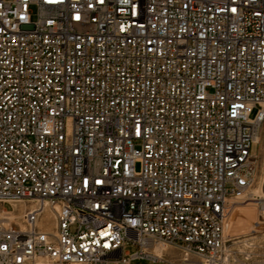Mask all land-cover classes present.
I'll return each instance as SVG.
<instances>
[{
    "label": "built area",
    "instance_id": "2783aa9c",
    "mask_svg": "<svg viewBox=\"0 0 264 264\" xmlns=\"http://www.w3.org/2000/svg\"><path fill=\"white\" fill-rule=\"evenodd\" d=\"M263 123L264 0H0V264H239Z\"/></svg>",
    "mask_w": 264,
    "mask_h": 264
},
{
    "label": "rangeland",
    "instance_id": "374dc122",
    "mask_svg": "<svg viewBox=\"0 0 264 264\" xmlns=\"http://www.w3.org/2000/svg\"><path fill=\"white\" fill-rule=\"evenodd\" d=\"M251 151L256 158V181L251 188L252 190L258 186L262 178L264 179V123L260 129L259 141L252 145ZM247 202H249V199L241 200L233 205L230 224L227 230V235L231 236L229 244L232 245L234 255L238 259L239 264H264V219L260 216L258 203L254 204ZM5 206L9 209L12 208L10 203H6ZM124 251L133 253L136 251V247L131 244H125ZM168 254H172L175 259H179L182 256V251L170 247ZM110 264L115 263L111 262ZM131 264L171 263L137 259L133 260Z\"/></svg>",
    "mask_w": 264,
    "mask_h": 264
},
{
    "label": "bare ground",
    "instance_id": "6f19581e",
    "mask_svg": "<svg viewBox=\"0 0 264 264\" xmlns=\"http://www.w3.org/2000/svg\"><path fill=\"white\" fill-rule=\"evenodd\" d=\"M260 181V180H259ZM264 179L262 178V180L260 181V183L258 184V186L256 188H253L250 192V197L247 198L249 199V202L247 203H254L257 204L258 200L260 199H264ZM256 196V197H255ZM247 211V210H246ZM238 242V241H237ZM250 244V243H249ZM244 251V250H243ZM251 252V251H250ZM246 258V257H245ZM246 263V262H245Z\"/></svg>",
    "mask_w": 264,
    "mask_h": 264
}]
</instances>
